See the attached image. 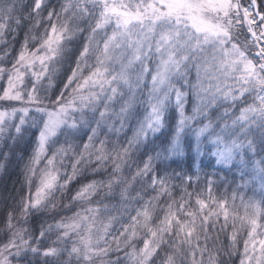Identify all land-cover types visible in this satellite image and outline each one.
Segmentation results:
<instances>
[{"label":"snow or ice","instance_id":"obj_1","mask_svg":"<svg viewBox=\"0 0 264 264\" xmlns=\"http://www.w3.org/2000/svg\"><path fill=\"white\" fill-rule=\"evenodd\" d=\"M0 264H264V0H0Z\"/></svg>","mask_w":264,"mask_h":264}]
</instances>
